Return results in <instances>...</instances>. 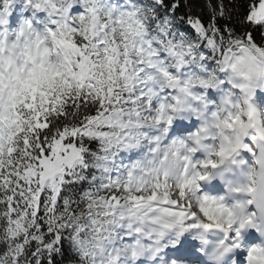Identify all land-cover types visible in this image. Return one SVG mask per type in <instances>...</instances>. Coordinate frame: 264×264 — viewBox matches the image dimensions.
Listing matches in <instances>:
<instances>
[{
	"label": "snow or ice",
	"instance_id": "snow-or-ice-1",
	"mask_svg": "<svg viewBox=\"0 0 264 264\" xmlns=\"http://www.w3.org/2000/svg\"><path fill=\"white\" fill-rule=\"evenodd\" d=\"M15 3L0 264H264V0ZM240 151L260 171L229 207L202 185Z\"/></svg>",
	"mask_w": 264,
	"mask_h": 264
},
{
	"label": "clouds",
	"instance_id": "clouds-1",
	"mask_svg": "<svg viewBox=\"0 0 264 264\" xmlns=\"http://www.w3.org/2000/svg\"><path fill=\"white\" fill-rule=\"evenodd\" d=\"M237 159L240 162L239 168L226 173L223 179L218 178L223 189L218 196L223 197L229 207L247 200V196L243 192H237L235 189L247 185L254 174L260 171V165L255 156L240 151ZM253 187L256 188L257 184L254 183Z\"/></svg>",
	"mask_w": 264,
	"mask_h": 264
},
{
	"label": "rangeland",
	"instance_id": "rangeland-1",
	"mask_svg": "<svg viewBox=\"0 0 264 264\" xmlns=\"http://www.w3.org/2000/svg\"><path fill=\"white\" fill-rule=\"evenodd\" d=\"M16 1H18V0H16ZM17 5L19 6V3L18 2L13 5L12 9H16Z\"/></svg>",
	"mask_w": 264,
	"mask_h": 264
}]
</instances>
